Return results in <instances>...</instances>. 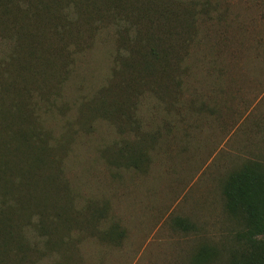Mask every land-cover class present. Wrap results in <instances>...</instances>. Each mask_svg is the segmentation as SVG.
<instances>
[{
  "label": "rangeland",
  "instance_id": "rangeland-1",
  "mask_svg": "<svg viewBox=\"0 0 264 264\" xmlns=\"http://www.w3.org/2000/svg\"><path fill=\"white\" fill-rule=\"evenodd\" d=\"M7 4V17L15 10L19 25H37L33 2ZM160 4L178 17L154 21V40L148 32V48L169 51L166 71L128 88L132 75L116 50L130 22L120 14L106 27L95 22L93 47L76 57L64 98L41 103L37 114L49 143H68L58 157L70 229L56 220L55 244H48L24 225L19 247L41 259L37 264H233L245 250L247 223L228 210L224 186L246 164L264 169V0ZM77 6L61 12L62 24L78 23ZM118 105L127 119L123 112L96 118L90 112ZM143 137L148 162L139 169L115 162L118 143Z\"/></svg>",
  "mask_w": 264,
  "mask_h": 264
},
{
  "label": "trees",
  "instance_id": "trees-1",
  "mask_svg": "<svg viewBox=\"0 0 264 264\" xmlns=\"http://www.w3.org/2000/svg\"><path fill=\"white\" fill-rule=\"evenodd\" d=\"M168 1L145 0L135 5L139 0H30L36 5L34 18L38 22L31 26L18 24L21 15L18 11L12 10L13 17H7L2 9L10 6L7 0H0L3 47L0 53V264H37L41 260H33L26 249L19 247L24 225L46 236L48 244H55L51 235L57 227L56 220L70 229L62 205L67 191L59 182L65 171L58 157L68 143L62 146L49 143L46 127L37 114L41 103L50 106L64 98V87L75 70L76 57L93 47L98 32L94 29L95 22L106 27L121 20L120 14L130 22L120 30L116 50L123 72L132 75L126 81L128 88L145 84L154 70L166 71L169 51L148 48V32L154 40L158 33L154 21L167 17L178 22L177 15L169 17L173 7L164 9L160 4ZM71 3L78 5V23L73 27V21L62 24L59 20L61 12ZM112 6L117 13L108 15ZM116 6L124 9L118 13ZM135 15L137 23L131 20ZM105 16H109L106 23L101 20ZM148 20H151L149 27ZM6 36L10 39H5ZM121 49L131 54L122 57ZM129 96H120V103L128 101ZM114 108L110 112L95 107L90 112L93 118L119 116L121 112L124 119L129 117L123 111L124 105ZM147 141L145 137L121 141L115 162L139 169L149 160ZM224 195L228 210L241 213L247 223L243 235L245 250L233 264H264V242L257 240L264 235V169L249 163L232 173L225 183ZM25 246H28L26 242Z\"/></svg>",
  "mask_w": 264,
  "mask_h": 264
}]
</instances>
